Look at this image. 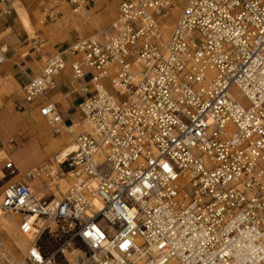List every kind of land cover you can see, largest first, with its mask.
Wrapping results in <instances>:
<instances>
[{"label": "built area", "instance_id": "obj_1", "mask_svg": "<svg viewBox=\"0 0 264 264\" xmlns=\"http://www.w3.org/2000/svg\"><path fill=\"white\" fill-rule=\"evenodd\" d=\"M86 1L46 0L40 22ZM101 38L42 57L22 89L60 133L46 92L69 55L83 128L54 174L25 173L59 196L5 184L1 209L32 235L9 264H264V0H120Z\"/></svg>", "mask_w": 264, "mask_h": 264}, {"label": "crops", "instance_id": "obj_2", "mask_svg": "<svg viewBox=\"0 0 264 264\" xmlns=\"http://www.w3.org/2000/svg\"><path fill=\"white\" fill-rule=\"evenodd\" d=\"M7 1L11 3L14 10H12L8 15L0 14V38H2V41L0 39V44L6 49L5 61L0 63V100L3 101V99H5L8 95L16 92L20 93L21 96L18 98V102H20V104L19 106L17 105L20 110L19 112L11 109L9 104L5 105V107L0 106V153H9V150L3 148V146L5 147L6 143L11 140L16 133H21V137H16V147L11 151L9 157L10 159L6 160V162L8 160L12 161L17 168V176L13 179V181L26 183L32 190L38 189V185L40 184L43 193L41 198L49 197L53 194L57 197L60 193L57 189L54 191L51 188H48L46 186V179L39 177L30 180L26 178L25 173L43 162H50V159L56 152L57 148L66 145V142L62 140V143L60 144L51 143L52 139L49 137L47 141L50 145V150L47 155H37V157H35L34 154L37 153V150L39 151V144H37L38 140L32 133L28 134L27 122H39L41 120L46 127L49 128V126L47 125L45 118L39 113L42 98L35 99L29 103V107L25 108V105L28 104V102L24 101L22 89L32 77L40 73L43 64L42 57L53 56L62 52L64 50L62 48L76 41L79 38V34H93L101 28V17H99L98 14L91 17L90 22L88 21L90 17L86 20L82 11L89 13L94 9L99 1L103 2L104 0H87L82 6L80 13H73L70 11V7L66 3L61 2V10L57 15L56 21L54 20V22H48L47 24H40L37 19V15L41 13V7L46 0ZM15 1L19 2V4L27 11L38 38L41 37L48 43L46 47H44L45 43L38 44L35 39H28L27 33L22 28L18 18H16L17 14L13 4V2L16 3ZM107 2L102 4L104 8ZM92 3L94 4L91 6ZM99 5L100 4L97 6ZM13 13L16 14V17H12L14 16ZM104 15L105 20L111 19L105 11L103 16ZM113 19L114 17L111 21ZM109 24L106 27V31ZM64 59L65 62L66 59H69V63L71 61V57L69 55H65ZM69 63H66V67L55 77L54 87L46 92L47 97L54 103L57 111L59 112L62 119V125L64 127L72 126L80 122V114L78 112L77 105L83 98V95L74 92V85L72 84L70 77ZM62 77L67 78L69 80V84L66 82L61 83L60 81ZM11 114L19 118L18 123L11 124V121L9 122V116ZM49 130L51 136L54 137L59 135L62 136L63 131L66 133L65 129H62L58 134H55L51 128H49ZM80 130L79 126H77L76 130H74L71 134L72 138L73 133ZM14 160L16 162H14ZM4 165L2 166V170ZM20 166H22V170ZM5 177L6 176L3 178ZM10 178L7 180L12 182L10 181ZM2 181H4V179H0V182ZM38 181H40V183ZM7 182L8 181L5 180V182H3V186Z\"/></svg>", "mask_w": 264, "mask_h": 264}, {"label": "bare ground", "instance_id": "obj_3", "mask_svg": "<svg viewBox=\"0 0 264 264\" xmlns=\"http://www.w3.org/2000/svg\"><path fill=\"white\" fill-rule=\"evenodd\" d=\"M16 3L13 2L14 6H15V10H16V14H17V18L19 23L21 24L22 28L24 29V31L27 33L28 35V39L30 40H34L36 38H38V35L36 33V30L33 28L29 15L27 13V11L19 4V2L15 1ZM104 2L106 1H99L98 4L102 5ZM97 4V5H98ZM96 5V6H97ZM113 8L114 5L110 2H107L104 11L107 12L108 16H111L112 12H113ZM179 10L178 9H174L173 11V18L174 16H176L178 14ZM116 17V16H115ZM114 17V18H115ZM174 20V19H173ZM39 23L41 24L40 20ZM41 28V27H39ZM95 35H99L98 33H96ZM102 38H100L101 40ZM10 117V118H9ZM9 118V122L11 121V124L13 123H18L19 122V118H17V116L15 117L14 115H10ZM77 126H79V129H82L83 126L81 123H77L74 124L72 126H63V129H65L66 133L63 131L62 136L60 138L58 137H54V136H50L51 137V143H62V140H64L66 142V145L57 148L56 152L53 154V156L50 159V162H48V165L51 167L53 173L54 174L57 170V163H59L61 160H63L67 155H70L72 152H74L75 150V143L73 142V138H72V132L74 130H76ZM69 133V134H67ZM7 157L6 153H0V179H4L3 177V173H4V169L2 170V166L4 164H6V161L4 162V158ZM17 175L15 174L14 176H12L10 178V181H13V179L16 177ZM43 179H46L45 177H42ZM9 182V180H6ZM7 182V183H8ZM40 183V181H38ZM60 183V189L61 191L65 190V185L66 183L64 181H59ZM5 186V185H4ZM4 186L2 188V191L4 189ZM38 189H34L33 193L36 195V197H42V190H41V185H38ZM2 191L0 194V202H1V198H2ZM5 211L1 209L0 207V224H3L4 228L7 230L8 233V238L6 239V244L8 245L9 251L7 248H4V252L1 254V257H5L6 254H8V252L11 254V258H21V255H15L14 253L15 251L18 249H21L22 251H25V249L27 248V245L29 244V240L32 239V235L28 234L27 236H23L19 233L18 231V218H12L11 219H7L5 216ZM34 219V217H31L30 220Z\"/></svg>", "mask_w": 264, "mask_h": 264}, {"label": "rangeland", "instance_id": "obj_4", "mask_svg": "<svg viewBox=\"0 0 264 264\" xmlns=\"http://www.w3.org/2000/svg\"><path fill=\"white\" fill-rule=\"evenodd\" d=\"M104 1H108V2H112L113 3V5H114V8H113V12H112V14H111V19L113 18V17H115V13H116V7H117V5H118V3H119V1L120 0H104ZM96 2V1H95ZM94 2V3H95ZM94 3H92L91 4V6L94 4ZM97 4V3H96ZM61 10V8H59V11ZM82 13H83V15H84V17H85V19L87 20L89 17H90V19L88 20V21H90L91 20V17H93L94 15H99V17H101V19H100V23H101V25H100V29L99 30H97L96 31V33H98L99 35H95L96 33H93V34H89V35H82V34H79V38L76 40V41H78V40H80V39H82V38H84V37H87V36H92V35H95L96 37H98V38H101V35L102 34H106V27H107V25L109 24V22H111V19L110 20H105L104 19V17H105V15L103 16V14H104V6L102 5H99V6H95L94 7V9L93 10H91L89 13H85L84 11H82ZM89 14V15H88ZM13 15L14 16H12V17H16V14L15 13H13ZM88 15V16H87ZM38 16V17H37ZM36 17H37V19H38V23H39V20L41 19V13L39 14V15H37ZM17 18V17H16ZM36 19V20H37ZM56 21V20H55ZM106 21H108V22H106ZM48 22H54V20H47L46 22H45V24H47ZM91 22V21H90ZM105 25V26H104ZM103 26V27H102ZM78 30V29H77ZM1 39V41H2V38H0ZM35 41H37L38 42V44H40V43H45V46L44 47H46L47 45H48V43L47 42H45L41 37H39V38H36L35 39ZM76 41H74L73 43H75ZM72 43V44H73ZM71 45V44H70ZM70 45H67V46H65V47H63L62 49H66V48H68ZM66 63L68 64L69 63V59H66ZM61 83H63V82H66V83H68L69 84V80L67 79V78H65V77H62L61 78V81H60ZM19 96H21L20 95V93H18V92H16V93H11L10 95H8L5 99H3V101L2 100H0V106H3V107H5V105H7V104H9L10 106H11V109H14L15 111H20L19 109H18V107H17V105L19 106V104H20V102H18V98H19ZM30 105H29V103L28 104H26L25 105V108H27V107H29ZM27 125H28V129H27V131H28V134L30 133H32L33 134V136L38 140V143L37 144H39V151L37 150V153L36 154H34L35 155V157H37V155H39V156H42V155H47V153H48V151L50 150V145H49V143H48V138L51 136V133H50V130H49V128L48 127H46V125L40 120L39 122H30V121H28L27 122ZM53 134V133H52ZM22 136V134L21 133H16V135H14V137L11 139V140H9L7 143H6V145H5V147L3 146V148H5V149H8L9 150V153H7V155H8V157H6L5 159H4V161H6L7 159H10L9 157H10V153H11V151L12 150H14L15 149V147H16V137H21ZM58 138H60L61 136L59 135V136H57ZM34 157V156H33ZM9 161V160H8ZM14 162H16L15 160H14ZM21 167V170H22V166H20ZM10 178V176H6L5 178H4V181H2V182H0V194H1V191H2V186H3V182H5V180H7V179H9ZM5 216H6V218L7 219H11L12 220V218L14 217V218H19L16 214H13V213H5ZM17 221H18V219H17ZM8 238V233H7V230L4 228V226H3V224H0V264H9L10 262H12V261H15V262H19L20 260H21V258H22V255H23V253H24V251H22L21 249H18L17 248V250L15 251V253H14V256L16 255H21V258L20 259H18V258H11L12 256H11V254L8 252V254H6L5 255V257H1V254L2 253H5L4 252V248H7L8 249V251H9V248H8V245L6 244V239Z\"/></svg>", "mask_w": 264, "mask_h": 264}, {"label": "snow or ice", "instance_id": "obj_5", "mask_svg": "<svg viewBox=\"0 0 264 264\" xmlns=\"http://www.w3.org/2000/svg\"><path fill=\"white\" fill-rule=\"evenodd\" d=\"M167 167V166H166ZM33 255L35 256L36 254L35 253H33ZM37 259H39V257H37Z\"/></svg>", "mask_w": 264, "mask_h": 264}]
</instances>
